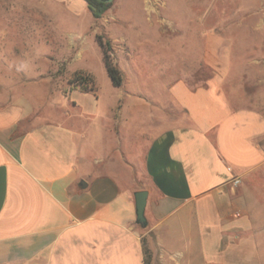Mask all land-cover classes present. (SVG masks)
I'll use <instances>...</instances> for the list:
<instances>
[{
	"label": "crops",
	"instance_id": "1",
	"mask_svg": "<svg viewBox=\"0 0 264 264\" xmlns=\"http://www.w3.org/2000/svg\"><path fill=\"white\" fill-rule=\"evenodd\" d=\"M54 1L73 14L86 7L84 0ZM141 2L145 28L170 31L161 25L166 0ZM114 9L95 20L108 28ZM203 12L198 29L186 28L194 33L183 44L184 74L170 85L176 107L162 109L119 155L103 149V130L93 136L88 114H72L80 107L73 93L84 92L52 88L50 71L30 75L24 44L0 61V264H264V95L239 96L230 84L228 98L226 37L205 33L219 23L205 26ZM168 23L170 32L184 30ZM44 61L48 69L59 62L54 54ZM87 93L97 101V90ZM125 109L115 106L120 123ZM140 190L147 192L144 225L135 213Z\"/></svg>",
	"mask_w": 264,
	"mask_h": 264
},
{
	"label": "rangeland",
	"instance_id": "2",
	"mask_svg": "<svg viewBox=\"0 0 264 264\" xmlns=\"http://www.w3.org/2000/svg\"><path fill=\"white\" fill-rule=\"evenodd\" d=\"M43 2L44 14L37 10L40 0H0V61L20 53L24 44V54L32 60L26 64L30 75L34 72L54 73L51 86L56 89L60 84L62 92L69 88L68 79L75 71L91 73L98 91L97 101L92 93H73L80 107H71V111L79 118L88 114L87 118L95 121L93 136L104 131L100 138L104 150L119 155L138 131L148 130L147 125L163 116L162 109L176 107L170 85L184 74L181 69L186 54L183 44L192 40L194 33L186 28H199L201 22L198 19L203 17V10L206 11L205 26L212 21L219 23L216 25L218 30H206L205 33L226 37L221 41L222 49L229 51V73L223 82L224 88L228 91L233 84L231 87L239 96L254 95L255 92L264 95V0H166L167 6L160 7L165 20L161 25L172 31L168 23L172 21L184 30L165 34L145 28L149 21L141 0H113L117 21L108 28L103 20L96 21L86 7L73 14L66 4L54 0ZM197 2L199 7L195 6ZM153 19L156 18L153 16ZM36 23L42 25V29H33L32 25ZM24 25H27L26 30L22 29ZM97 36L109 41L110 57L115 64L119 58L116 66L123 77L121 87L111 84ZM69 39L73 42L71 47L66 46ZM228 41H232V47ZM46 54L58 58L59 62L51 69L44 61ZM204 67L207 75L210 68ZM259 79L263 84L257 82ZM187 81L197 85L203 80ZM123 94L124 99L120 100ZM227 95L229 98L230 90ZM121 102L126 105L119 117L121 121L125 117L123 121L128 122L125 123L128 126L125 136L121 132L123 121H117L115 110ZM107 123L110 127L106 130ZM141 143L136 148L139 157L136 160L142 166L145 143Z\"/></svg>",
	"mask_w": 264,
	"mask_h": 264
},
{
	"label": "trees",
	"instance_id": "3",
	"mask_svg": "<svg viewBox=\"0 0 264 264\" xmlns=\"http://www.w3.org/2000/svg\"><path fill=\"white\" fill-rule=\"evenodd\" d=\"M86 7L91 13L94 19L101 18L106 11L112 6L111 3L101 2L99 0H84ZM97 43L100 46L102 52V60L106 70V73L111 81V84L115 87H121L123 84V77L120 70L113 63L110 57V43L109 41H103L101 36H97ZM69 89H77L80 92H95V82L92 75L87 72L78 70L72 74V77L68 79ZM146 263H147V248H145Z\"/></svg>",
	"mask_w": 264,
	"mask_h": 264
},
{
	"label": "water",
	"instance_id": "4",
	"mask_svg": "<svg viewBox=\"0 0 264 264\" xmlns=\"http://www.w3.org/2000/svg\"><path fill=\"white\" fill-rule=\"evenodd\" d=\"M99 1L105 3H111L113 0H99ZM83 186H85L84 183ZM146 198H147V192L145 190L136 191L134 193L136 221L141 225L145 224L144 209L146 205Z\"/></svg>",
	"mask_w": 264,
	"mask_h": 264
},
{
	"label": "built area",
	"instance_id": "5",
	"mask_svg": "<svg viewBox=\"0 0 264 264\" xmlns=\"http://www.w3.org/2000/svg\"><path fill=\"white\" fill-rule=\"evenodd\" d=\"M226 170L228 171V172H232V167L231 166H227L226 167ZM240 183V178L238 177V176H234L232 179H231V184L233 185V186H236V185H238ZM238 215V214H237Z\"/></svg>",
	"mask_w": 264,
	"mask_h": 264
}]
</instances>
